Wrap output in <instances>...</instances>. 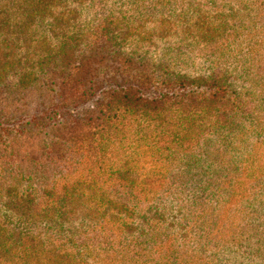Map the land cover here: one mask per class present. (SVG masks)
I'll return each mask as SVG.
<instances>
[{
  "label": "trees",
  "instance_id": "1",
  "mask_svg": "<svg viewBox=\"0 0 264 264\" xmlns=\"http://www.w3.org/2000/svg\"><path fill=\"white\" fill-rule=\"evenodd\" d=\"M139 1L144 9L171 2ZM254 6L260 10L254 25L262 30L241 45L249 48L251 62L264 75V0ZM5 14L11 12L7 9L0 16ZM107 32L101 24L92 33L93 41L63 46L47 60L32 62L35 76L22 75L18 68L0 74V203L5 204L0 209V264H70L65 256L77 263L101 246H112L125 236L124 227L140 217L141 204L162 203L185 176L195 178L188 176L189 170L155 173L144 186L137 185L131 169L141 148L153 159L182 153L202 168L212 154L202 152L203 138L193 139L191 124L204 120L212 107L217 108L218 122H227L229 129L243 123L247 100L236 95L233 102L219 79L197 82L150 71L112 49ZM254 144L264 148V126L257 127ZM239 176L237 172L235 187ZM256 177L247 189L250 204L264 184V172ZM231 190L224 189L228 194L216 206H193L198 214L193 226L218 228L221 218L223 226L231 225L239 210L229 201ZM6 197L12 198L8 205ZM84 198L92 209L113 208L110 215L86 216L85 225L71 230L68 220ZM14 204L28 207L30 213L22 209L17 221L7 226ZM242 205L244 224L249 213ZM60 241L66 246L58 245Z\"/></svg>",
  "mask_w": 264,
  "mask_h": 264
},
{
  "label": "rangeland",
  "instance_id": "2",
  "mask_svg": "<svg viewBox=\"0 0 264 264\" xmlns=\"http://www.w3.org/2000/svg\"><path fill=\"white\" fill-rule=\"evenodd\" d=\"M256 1L171 0L163 8L144 9L139 0H0V14L7 9L11 12L0 16L2 75L18 68L22 75L35 76L32 62L47 60L63 46L93 41L92 33L103 24L111 48L121 51L123 57L138 60L150 71L171 72L175 78L204 82L215 77L233 102L236 95L247 100L245 118L236 130L229 129L227 122H218L216 107L203 115L204 120L191 124L196 132L193 139L203 138L206 149L202 152L212 154L202 168H196L182 153L153 159L149 150L141 148V156L131 169V179L137 185L144 186L155 173L186 174L189 170L188 176L195 178L185 176L184 183L174 186L175 192L162 203L141 204L140 217L124 227L122 240L115 239L112 246H101L88 257L76 255L75 259L82 256L83 262L75 263L65 256L67 263L264 264V184L256 189L253 204L247 199L248 186L258 181L257 173L264 172V148L254 144L257 127L264 126V75L251 62L249 48L241 45L262 30L254 25L260 13L254 6ZM196 29H202V35H196ZM237 172L240 176L235 187ZM224 189L232 191L230 203L239 206L232 224L223 226L221 218L218 228L208 229L203 224L195 228L198 214L193 206L220 204L222 196L228 194ZM241 205L249 213L244 224ZM4 206L0 203V209ZM79 206L68 220L71 230L85 225L86 216L110 215L113 208L92 209L85 198ZM9 208L15 213L7 226L17 221L22 209L25 215L30 213L22 205ZM58 245L66 246L62 241Z\"/></svg>",
  "mask_w": 264,
  "mask_h": 264
}]
</instances>
